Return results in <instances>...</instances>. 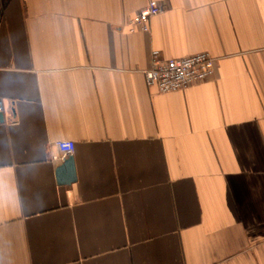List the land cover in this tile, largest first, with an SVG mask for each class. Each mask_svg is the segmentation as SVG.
<instances>
[{
	"label": "crops",
	"instance_id": "1",
	"mask_svg": "<svg viewBox=\"0 0 264 264\" xmlns=\"http://www.w3.org/2000/svg\"><path fill=\"white\" fill-rule=\"evenodd\" d=\"M147 1L0 0V264H264V0ZM153 48L214 73L160 94Z\"/></svg>",
	"mask_w": 264,
	"mask_h": 264
},
{
	"label": "built area",
	"instance_id": "2",
	"mask_svg": "<svg viewBox=\"0 0 264 264\" xmlns=\"http://www.w3.org/2000/svg\"><path fill=\"white\" fill-rule=\"evenodd\" d=\"M166 9L167 6L164 3L148 0L143 8L134 12L128 19L127 30L129 32L139 30L148 33L151 17L161 14ZM149 61V66L143 71L144 83L147 87L154 86L160 94L188 88L192 83L195 84L207 77L209 78L214 73V58L206 51L193 53L190 56L160 60L158 50L153 48L149 53ZM0 111H2L1 103ZM52 143L57 148L56 154L52 156L55 161L66 160L75 147L71 140L59 139Z\"/></svg>",
	"mask_w": 264,
	"mask_h": 264
},
{
	"label": "water",
	"instance_id": "3",
	"mask_svg": "<svg viewBox=\"0 0 264 264\" xmlns=\"http://www.w3.org/2000/svg\"><path fill=\"white\" fill-rule=\"evenodd\" d=\"M2 121V115L0 113V122ZM72 158L67 157L66 160H63V162L60 164V166L56 169L57 173V181L58 182H68L73 179L75 173L73 172V167H72ZM66 175H65V172Z\"/></svg>",
	"mask_w": 264,
	"mask_h": 264
}]
</instances>
